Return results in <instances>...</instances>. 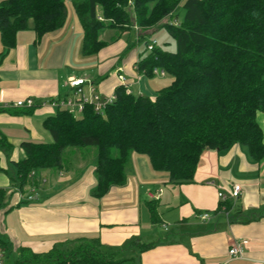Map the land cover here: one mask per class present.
Returning a JSON list of instances; mask_svg holds the SVG:
<instances>
[{
	"label": "trees",
	"instance_id": "obj_1",
	"mask_svg": "<svg viewBox=\"0 0 264 264\" xmlns=\"http://www.w3.org/2000/svg\"><path fill=\"white\" fill-rule=\"evenodd\" d=\"M69 9L82 29L85 56L108 45L100 38L107 21H114L107 28L119 32L113 40L133 27H165L176 51L146 48L137 67L147 76L159 67L173 79L154 98L119 85L102 113L92 105L78 116L58 108L44 120L52 142L21 143L25 158L15 162L21 189L37 183L42 170L63 169L67 150L96 149L92 194L97 198L126 183L132 153L148 156L152 168L166 172L173 184L194 180L207 149L224 151L241 144L254 160L264 158L257 122L258 112H264V0H1V40L13 47L17 33L31 23L35 40L62 30ZM145 36L141 33L138 41ZM148 205L152 223L159 224L156 200ZM231 206L227 201L226 209ZM130 245L139 251L152 246L137 239ZM118 254L97 237L81 236L45 253L21 248L13 264H130L131 258Z\"/></svg>",
	"mask_w": 264,
	"mask_h": 264
},
{
	"label": "crops",
	"instance_id": "obj_2",
	"mask_svg": "<svg viewBox=\"0 0 264 264\" xmlns=\"http://www.w3.org/2000/svg\"><path fill=\"white\" fill-rule=\"evenodd\" d=\"M127 34L107 41L97 55L85 56L83 32L71 12L62 30L41 39L35 40L32 23L17 33L13 47H6L0 36V99L35 102L29 108L0 110V240L6 253L18 257L21 248L45 253L58 243L84 236L99 238L119 253L117 257L131 258L130 264H264V158L254 160L241 144L224 151L205 150L194 180L181 184L153 169L148 156L132 153L126 183L112 186L102 198L92 194L97 185L95 165L90 169L82 165L88 153L67 150L63 169L42 170L36 176L38 198L23 200L32 183L21 189L9 169L25 158L22 142L50 138L44 120L57 109L47 102L74 95L70 78L87 80L82 85L87 96L91 86L106 97L114 95L119 85L133 93V86L143 84L146 76L136 68L141 53L137 48L126 50L133 43L123 39ZM118 74L125 76V83ZM143 85L138 94L147 95L142 91L147 92L148 85ZM257 122L264 140V112H258ZM233 183H240L243 192L236 202L230 201L225 216L227 202L218 193H228ZM159 188L163 191L156 206L161 222L155 224L147 192ZM201 212L213 216L203 220ZM133 239L152 246L139 251L129 246ZM238 242L244 251L232 257L228 251Z\"/></svg>",
	"mask_w": 264,
	"mask_h": 264
},
{
	"label": "built area",
	"instance_id": "obj_3",
	"mask_svg": "<svg viewBox=\"0 0 264 264\" xmlns=\"http://www.w3.org/2000/svg\"><path fill=\"white\" fill-rule=\"evenodd\" d=\"M100 21H104L102 16H99ZM157 47L156 40H153L151 43H148L147 48L149 51L154 50ZM138 69V67L136 66ZM118 71H122L120 68ZM153 74L157 76H165L166 71L162 68L155 67L153 69ZM119 79L125 83L126 78L123 74H118ZM85 78H70L69 80V86H71L72 89H74V95L71 97L66 98H59V99H53L47 102V104L54 106L56 109L63 108L67 109L70 113L74 114L75 116H78L82 113L86 105H92L95 112L102 113L104 108L112 103L115 99V94L111 96L102 97L100 94H98L93 86L90 88V95L87 96L84 94L82 85L86 83ZM129 92V91H128ZM42 105L44 103H41ZM35 105V102L31 99H24V100H18L15 102H4L2 99H0V110H8L12 108H29L33 107ZM35 172L33 171L31 173V176H34ZM162 188H159L157 191L149 190L147 192V196L150 200H156L159 198V196L162 194ZM243 192V188L240 183H233L228 193H225L223 191H219L218 196L223 202L227 201H233L236 202L241 194ZM23 200L26 201H32L36 200L38 198V192L36 189V186L34 184L31 185L28 192L22 194ZM225 216H228V209H223ZM203 220H209L213 216V212H201L198 214ZM244 251L243 243H236L229 249V254L232 257L236 256H242V253ZM6 258V252L4 247L0 243V264H6L5 263ZM127 264V263H126Z\"/></svg>",
	"mask_w": 264,
	"mask_h": 264
},
{
	"label": "rangeland",
	"instance_id": "obj_4",
	"mask_svg": "<svg viewBox=\"0 0 264 264\" xmlns=\"http://www.w3.org/2000/svg\"><path fill=\"white\" fill-rule=\"evenodd\" d=\"M71 12L72 11L69 9V13H71ZM167 20H169V18L165 19L161 23H163ZM110 22L113 23L114 21H107L105 24V29H103L100 32V38L103 40H106V41H112L114 39V37L116 38L119 35V32L117 30L107 28L108 24ZM148 30H153V32L151 34H149ZM126 33H128V34L125 35L123 37V39L125 41H128V40L133 41V43L128 44V47L126 48L127 51H131V49L137 48V50H139V52L142 54V52H144L147 48L146 42L151 43L153 40H156L157 47H159L162 50L171 51V52L176 51L177 46H176L175 41L173 40L169 31L163 26L158 27V28L146 29V30H142L138 27H133L130 31H127ZM141 33L146 35V36L141 41H138L137 35L141 34ZM147 33L149 35H147ZM145 76L146 77H144V79H143V84L147 83L149 89L147 90V92H144V90H143L142 93L147 94V95H150L149 93H154L153 95H156V93H158V91H160L164 87L170 85L172 82V79H173L172 76L167 72H166V75L164 77L157 76V75H153V76L145 75ZM143 84L141 83L142 88L144 86ZM141 87L139 85L133 86L132 87L133 94L138 95V93L140 92L139 89ZM52 141H53V138L50 135V138H48V140H43L42 142H52ZM77 151H81V149H77ZM82 151H86V153H88L87 156L85 155V159L82 162L83 163L82 165L86 166V168H88V169H90L93 165H96V149L94 147H91V148L82 149ZM9 173L12 176H14L16 179L17 178L16 166L11 165V168L9 169ZM16 257H17V255L14 254L12 251H10L9 253L7 252L6 258H5V263L6 264H13Z\"/></svg>",
	"mask_w": 264,
	"mask_h": 264
}]
</instances>
